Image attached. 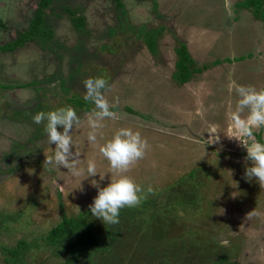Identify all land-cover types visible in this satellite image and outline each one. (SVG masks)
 <instances>
[{
	"label": "rangeland",
	"instance_id": "rangeland-1",
	"mask_svg": "<svg viewBox=\"0 0 264 264\" xmlns=\"http://www.w3.org/2000/svg\"><path fill=\"white\" fill-rule=\"evenodd\" d=\"M242 1L227 0L229 15L226 0H121L122 7L116 0H54L45 37L0 53V85L9 86L0 89V264H14L5 263V249L22 240L32 248L21 264L68 262V244L47 247L43 237L63 215L81 214L97 236L112 238L75 264H264V187L244 179L246 141L230 120L239 99L231 81L264 90V23L238 7ZM40 2L0 0V47L28 30ZM73 16L83 19L81 30ZM161 30L152 54L143 35ZM179 41L198 67L209 65L185 85L173 80ZM97 77L108 81L104 95L118 118L105 119L92 144L87 114L95 106L83 99V81ZM66 106L81 121L71 133L80 176L44 165L55 145L46 122L32 119ZM121 128L140 132L150 146L126 175L152 192L121 210L117 238L115 225L91 216L89 205L97 196L92 180L106 187L119 178L99 147ZM260 134L264 143V128L254 130L257 140ZM90 160L98 175L88 178ZM177 201L196 203L203 217L174 208ZM254 209L258 215L247 216Z\"/></svg>",
	"mask_w": 264,
	"mask_h": 264
},
{
	"label": "clouds",
	"instance_id": "clouds-1",
	"mask_svg": "<svg viewBox=\"0 0 264 264\" xmlns=\"http://www.w3.org/2000/svg\"><path fill=\"white\" fill-rule=\"evenodd\" d=\"M226 9L231 15V8L227 4ZM85 93L83 99L94 104V109L88 115V141L97 144L99 131L104 127L105 119L115 120L117 113L112 111L111 105L104 95V90L109 87L108 81L103 77L88 78L83 81ZM230 90H235L239 97L235 110L230 115L231 126L235 134L246 141L247 155L246 162L251 166H245L244 179L248 182L255 180L260 187H264V143L258 141L254 135V130L264 128V90L257 91L252 86H244L231 81ZM118 104V99L116 100ZM248 111L246 117L242 116L244 111ZM33 122L37 125L45 123L44 131L47 133L49 143L55 145L54 155L46 157L44 165L67 169L73 176H80L84 169L78 168L80 155L73 151L72 130L74 126H79L81 121L76 110L72 106L60 107L48 112H38L33 117ZM219 141L217 136L213 143ZM150 146L146 139H143L140 132L130 128H121L114 136L99 147L101 155L107 159L110 168L119 178L111 180L106 187H100L99 182L92 180V186L97 189V196L94 198L89 210L91 216L103 222V224H119L120 212L124 208H135L140 206L147 195L152 192L148 187L147 191L142 189L126 173L146 155V150ZM87 175L95 177L98 175L97 166L94 161H89L87 165ZM100 176V175H99ZM103 181L104 177L100 176ZM54 183H56L54 181ZM81 188V187H80ZM82 190V189H81ZM258 213L254 209L247 216H256ZM222 246H227L228 241L221 242Z\"/></svg>",
	"mask_w": 264,
	"mask_h": 264
},
{
	"label": "trees",
	"instance_id": "trees-1",
	"mask_svg": "<svg viewBox=\"0 0 264 264\" xmlns=\"http://www.w3.org/2000/svg\"><path fill=\"white\" fill-rule=\"evenodd\" d=\"M54 0H41L38 4V7L35 11V15L33 19L30 21V25L27 31H25L19 39L10 45H6L5 47H0V51H14L16 48H20L25 44L31 43L36 41L38 37H45L46 35V21L45 18L48 14V11L52 5ZM118 7H122L123 3L121 0H116ZM242 9L250 10L255 18L264 22V0H246L240 5ZM72 13V11H70ZM74 15V13H72ZM73 20L75 21L76 28L81 30L83 26V19L77 18L73 16ZM148 32L145 31L143 38L144 41L152 54H156L157 50V37L159 34L163 33L161 31ZM153 34V35H152ZM175 54L177 56V61L175 64V72L173 74V80L178 85H184L194 76L197 74L203 73L208 69V66L198 67L197 63L195 62L194 58L192 57L191 53L188 50V47L185 42L179 41L175 48ZM3 88L4 90L9 89V86H1L0 89ZM75 103H81L80 101H76ZM258 140L263 143L261 139V134L257 135ZM194 175H190L189 178H192ZM194 196L196 193L194 191ZM191 201V200H190ZM177 205H172L174 208H181L183 207V211L187 212V210L192 209L196 210L197 216H202L201 211L195 204H185L180 205L177 201ZM62 206V205H61ZM147 208H143L139 211V213H143L146 211ZM173 209V208H172ZM172 209L170 211H172ZM199 213V214H198ZM120 215L125 216L126 213L123 211L120 212ZM203 217V216H202ZM201 217V218H202ZM204 228L205 226H201ZM196 229V228H194ZM114 233L112 235L117 236L119 238V234L122 231L120 229V225H115ZM189 233L197 234L196 231L188 230ZM202 234V233H201ZM200 233L199 235L202 236ZM198 235V234H197ZM198 235V236H199ZM199 236V237H200ZM112 237L106 233L103 237H99L95 234L93 225L91 221L88 220L87 216L84 214L79 215L77 218H70L67 215H63V219L61 223H59L56 227L51 229L45 237H43V242L47 247H59L62 248L64 244H68V252L71 254V259L64 263V264H75L76 261H79L82 257H87L88 254H91V251L99 250V246L104 243L106 244L109 239ZM115 240V238L113 239ZM36 246V245H34ZM32 248L28 242L22 240L20 241L15 248L5 249L6 255H8L11 259H5V263L14 262V264H21L22 257L26 255ZM223 258V257H222ZM224 259V258H223ZM224 262V261H222ZM232 262V261H231ZM227 264H237V263H227Z\"/></svg>",
	"mask_w": 264,
	"mask_h": 264
},
{
	"label": "crops",
	"instance_id": "crops-1",
	"mask_svg": "<svg viewBox=\"0 0 264 264\" xmlns=\"http://www.w3.org/2000/svg\"><path fill=\"white\" fill-rule=\"evenodd\" d=\"M238 61H240V60H238ZM228 62H232V60L231 59H225V63H228ZM214 63H216L217 65H219L220 63L222 64L223 62L221 60H216ZM205 66H208V69H209V65L208 64L205 65ZM208 69H206V70H208Z\"/></svg>",
	"mask_w": 264,
	"mask_h": 264
},
{
	"label": "flooded vegetation",
	"instance_id": "flooded-vegetation-1",
	"mask_svg": "<svg viewBox=\"0 0 264 264\" xmlns=\"http://www.w3.org/2000/svg\"><path fill=\"white\" fill-rule=\"evenodd\" d=\"M244 1H246V0H244ZM244 1H242L241 3H243ZM241 3H239L238 5H240ZM237 5V6H238ZM239 7V6H238ZM241 8V7H240ZM250 11V10H249ZM252 13V12H251ZM261 21V20H260ZM263 22V21H262ZM264 23V22H263ZM6 45H3V46H1V47H5ZM20 48H22V47H20ZM0 53H2V51H0ZM187 84V83H186ZM185 85V84H184Z\"/></svg>",
	"mask_w": 264,
	"mask_h": 264
}]
</instances>
